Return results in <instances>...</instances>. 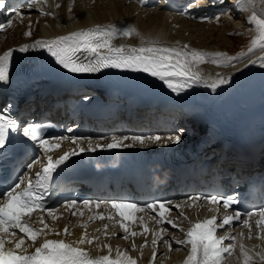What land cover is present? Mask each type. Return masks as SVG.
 <instances>
[{
    "label": "snow or ice",
    "instance_id": "6c2138e0",
    "mask_svg": "<svg viewBox=\"0 0 264 264\" xmlns=\"http://www.w3.org/2000/svg\"><path fill=\"white\" fill-rule=\"evenodd\" d=\"M143 3V0H139ZM237 4L241 10L249 11L251 14L246 20L250 31L254 33L247 51L229 56L226 53H206L196 49H190L185 44L182 47H153L141 46L138 48L116 47L111 41L119 36L138 35L136 30L131 26L120 27L117 25L96 26L94 28L84 29L72 32L65 36H59L51 40H37L31 45H23L19 49H9L0 55V84L9 81V70L15 51L21 53L29 51H44L60 68L72 74H95L100 73L104 69H118L132 73H142L148 77L162 82L172 93L179 95L182 92L194 87L201 86L209 88L215 92L222 85L230 82L229 78L216 74V78H205L198 70V66L204 63H211L218 67H235L236 63H244L245 60L251 65H258L264 68V55H260L256 60L251 57L257 52L264 53V0H237ZM59 7V5H57ZM73 3L68 6L71 12ZM5 8L4 0H0V9ZM16 15L19 17L20 13ZM41 15L46 13L41 12ZM12 22L9 21L7 27H11ZM25 37L31 36V32H25ZM248 66V65H245ZM11 105L0 109V161L8 160L12 152L19 148L26 151L31 147L39 149L43 153V159L37 158L28 164L29 172L34 165L39 164L40 170L34 176L25 173L18 176L9 188L0 192V264H137L126 252L116 250V255L111 256L110 245H103L107 248L110 255L92 258L79 245L93 243L92 239H88L86 235H82L75 244L65 243L63 239H44L43 243L31 253L27 248L23 247L26 242L35 243L38 238L44 235L48 225L43 218L40 219L42 228L37 229L28 222L34 212H47L49 216L53 215L55 209H48L45 206V195L55 181L63 175L67 168V162L74 156L83 152L92 153L98 149H118L131 148L135 145L145 147L146 142L159 144L167 141L172 144H179L182 136L177 134L174 136L161 137L160 135L151 136H112L111 142L106 145L93 144L87 137H53L48 138L45 135V126L42 124L28 123L20 125L16 119L10 115ZM69 132L72 129H68ZM57 141L52 143V141ZM70 140L76 145L71 151L64 152L63 155L54 159L51 152L61 147L60 141ZM88 140L87 147L81 145V141ZM132 141L131 144L125 141ZM63 166V167H62ZM192 202L204 201L210 205L217 207L222 206L225 209V215L222 219L213 216L210 219L198 221L185 232L183 239L168 241L162 234L152 233V244H166L169 251H180V247L173 249V244L179 246H189L188 255L184 264H223V260L232 255L235 247V237L229 234H218L219 229L234 228L235 222L240 221L243 217H251L258 215L259 220L256 221L258 229L257 239L264 235V208L256 212L234 211V214H227L232 205L237 203L233 196L223 197L219 195L210 196H192L187 198L185 203L188 207H192ZM171 201H154L145 205H140L130 201H112L105 204L106 208L114 210V215H109L107 219L113 220L114 216L120 217L119 227L129 233L127 222H134L136 214L140 212L155 213L152 218L159 217L157 223L161 226V233L167 231L165 224L171 225L172 228H178L175 221L166 219L165 214L171 213L172 208L168 205ZM76 205L75 201H70L66 207L72 208ZM85 206L95 205L98 209L101 207L97 201H84ZM195 206H201L197 203ZM179 209V205H173ZM183 215V213H181ZM105 219L104 216L97 217ZM53 219L56 217L53 216ZM141 219L142 233L131 232L132 237L138 234H146L149 229L143 225ZM244 225L251 229L248 220H244ZM107 225H105V230ZM183 231V229H180ZM64 233L70 234L68 229H64ZM59 235V233H55ZM9 237H18L14 242ZM127 239V236L122 237ZM251 238V235H249ZM98 239V237L96 238ZM233 243H226V241ZM13 244L12 248H8L7 244ZM146 245H141L144 247ZM135 250V244H133ZM261 262H264V253L256 254ZM157 253H152L153 260L156 259ZM240 256L242 264H255L250 250L245 249L244 245H240Z\"/></svg>",
    "mask_w": 264,
    "mask_h": 264
},
{
    "label": "bare ground",
    "instance_id": "6f19581e",
    "mask_svg": "<svg viewBox=\"0 0 264 264\" xmlns=\"http://www.w3.org/2000/svg\"><path fill=\"white\" fill-rule=\"evenodd\" d=\"M70 3H73L71 12L68 11ZM189 3L191 5L188 7L184 5L164 7L161 0H143V3L139 0H45V3L38 5L37 8H23L19 17L16 14L13 16V29L5 28L2 31L6 32L0 38V55L9 49L15 50L26 44L31 45L37 40H51L72 32L107 25L131 26L138 33V35L119 36L113 39L111 43L116 47L122 46L125 49L141 46L182 47L187 44L190 49L206 53H222L220 43L218 48L214 49L212 42L219 39L223 45L231 44L226 29L220 28L228 23L229 18L225 16L245 17L244 22H246L251 14L249 11L241 10L237 0H225L221 4L219 0H197V2L189 0ZM41 12L46 15H41ZM29 31L31 36L25 37L24 33ZM37 52L41 55L42 61L46 59L47 62L54 63L46 52ZM20 53L15 51L13 55ZM260 55L264 53L257 52L251 59L256 60ZM198 70L205 78H216V74L219 73L220 76L229 78L230 82L222 85L215 92L209 88L194 86L176 95L162 82L132 72L106 69L96 75L105 76L107 85L110 84L118 90L122 86L129 85L135 88L136 92L152 93V96L163 95L174 100L200 101L206 106V123L212 125L219 123L218 131L224 137L231 136L248 121L264 125V91H261V87H264V68L251 65L245 60L244 63L237 62L235 67H218L204 63L198 66ZM132 77L142 79L133 81ZM224 96L229 99L225 100ZM184 133L186 135V132ZM73 225L74 223L68 224L69 227ZM48 229L52 231L46 230L47 234L36 243L26 242L23 247L31 253L43 243L45 238L63 239L65 243L75 244L82 236L80 230L71 228L70 234L64 235L62 226L57 228L56 224L50 225ZM177 239L181 238L177 237ZM242 242L246 245L245 249L250 250L255 264H264L256 255L264 253V239L253 241L245 239ZM134 244L136 250L131 249L127 244L112 242V257H115L116 250L119 249L126 252L137 264H150L154 251L151 248V240L136 238ZM141 245L146 246L141 247ZM10 246L13 247V244L10 243ZM79 247L92 258H97L94 250L87 244ZM138 249L142 252L141 258L137 255ZM157 253L158 264L161 261L163 264H173L176 260L184 264L188 255L181 250L169 252L168 246L163 243H159ZM101 256L105 255L101 254ZM223 264H242L237 244L232 255L223 260Z\"/></svg>",
    "mask_w": 264,
    "mask_h": 264
},
{
    "label": "rangeland",
    "instance_id": "374dc122",
    "mask_svg": "<svg viewBox=\"0 0 264 264\" xmlns=\"http://www.w3.org/2000/svg\"><path fill=\"white\" fill-rule=\"evenodd\" d=\"M225 17L229 18L228 23L223 24V27H221L219 23V26L220 28L226 29L228 37H230L231 44H229L228 46L223 45V43H221V40L215 39V41L212 42V47L216 49L218 48V44L220 43V49L222 53H226L229 56H234L238 53L247 51V46L250 43V40L252 39L254 33L250 31L249 26L246 24V22H244L245 17L231 18L229 15H226ZM240 30H243L244 32H239Z\"/></svg>",
    "mask_w": 264,
    "mask_h": 264
}]
</instances>
